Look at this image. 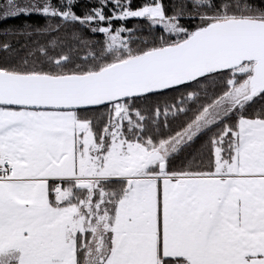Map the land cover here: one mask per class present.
Masks as SVG:
<instances>
[{
	"label": "snow or ice",
	"instance_id": "1",
	"mask_svg": "<svg viewBox=\"0 0 264 264\" xmlns=\"http://www.w3.org/2000/svg\"><path fill=\"white\" fill-rule=\"evenodd\" d=\"M75 4L0 3L55 21L0 41V264H264V2Z\"/></svg>",
	"mask_w": 264,
	"mask_h": 264
},
{
	"label": "trees",
	"instance_id": "2",
	"mask_svg": "<svg viewBox=\"0 0 264 264\" xmlns=\"http://www.w3.org/2000/svg\"><path fill=\"white\" fill-rule=\"evenodd\" d=\"M3 0H0V3H2ZM54 4H58V0H52ZM97 0H76V4L74 7V11L77 14L82 15L85 11L89 10L94 4H96ZM146 0H131V4L133 8H137L142 6ZM255 4H261L264 2V0H253ZM176 3V0H163V4L165 5L166 9L168 10V13H172L173 5ZM49 23H55L54 20H50L43 15H20L18 17L10 18L6 21L0 22V41H6L9 42L13 49H20L22 45L25 43H30L33 40H43L42 37L35 34V30L37 28H43L47 26ZM182 23H184L186 26H191L190 23L187 20H183ZM146 22L141 18H130L127 21V27L133 28L137 30V34H140V29L144 28V34H147V29L145 26ZM33 33L31 38L29 39L25 35H16V33ZM161 32V29L157 28L155 31V35L159 36ZM93 39H100L102 40V35H96L92 37ZM175 39V37H173ZM136 47L137 45H133ZM9 54H0V56H7ZM179 92H170L167 94V97L169 99V102H171V97H179ZM157 98L152 97L151 100L154 102ZM141 107H148L149 103L148 101L145 102H138ZM189 106H191L193 109L196 107V105L192 104V102H189ZM264 106V100H260L257 98V103L253 105L251 109H249V113L252 111H258L260 107ZM192 115L191 111L188 113V117ZM188 117H185L181 115L180 119L172 120L171 121V127L172 130H179L180 125L186 120ZM217 131V129H213L212 132L206 133L204 135L198 136L194 140V142L191 143L189 147H187L184 151L181 153H178L176 157L171 161L170 168L179 170L187 166L189 161L193 160V157H196V162H200L201 155L203 157L204 163H207L209 154H210V145L206 148L205 145L209 141V138L211 135Z\"/></svg>",
	"mask_w": 264,
	"mask_h": 264
},
{
	"label": "rangeland",
	"instance_id": "3",
	"mask_svg": "<svg viewBox=\"0 0 264 264\" xmlns=\"http://www.w3.org/2000/svg\"><path fill=\"white\" fill-rule=\"evenodd\" d=\"M59 3H60V0H58V4L57 5H59ZM21 15H23V14H21ZM30 15H41V14H38V13H36V12H33L32 14H30ZM20 16V15H19ZM18 17V16H17ZM1 22V21H0Z\"/></svg>",
	"mask_w": 264,
	"mask_h": 264
},
{
	"label": "crops",
	"instance_id": "4",
	"mask_svg": "<svg viewBox=\"0 0 264 264\" xmlns=\"http://www.w3.org/2000/svg\"><path fill=\"white\" fill-rule=\"evenodd\" d=\"M53 199H54V197H53Z\"/></svg>",
	"mask_w": 264,
	"mask_h": 264
}]
</instances>
